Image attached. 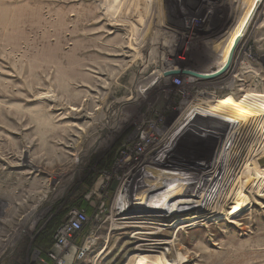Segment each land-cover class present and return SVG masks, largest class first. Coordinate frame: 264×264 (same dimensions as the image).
<instances>
[{
	"label": "rangeland",
	"instance_id": "rangeland-1",
	"mask_svg": "<svg viewBox=\"0 0 264 264\" xmlns=\"http://www.w3.org/2000/svg\"><path fill=\"white\" fill-rule=\"evenodd\" d=\"M229 1L0 0V264H49L33 240L54 208L63 210L81 191L91 214L72 207L61 223L74 209L87 217L71 241V264H140L144 257L159 264H264V151L247 162L248 139L240 144L236 169L237 175L243 164L251 169L239 181L247 198L242 211V198L229 200L223 214L187 226L127 221L114 209L126 177L121 164L129 167L140 151L144 128L163 129L167 118L201 97L214 98L216 110L199 121L212 119L227 101L243 110L261 108L256 116L264 113V0L235 28L226 26V16L234 15L228 14ZM139 77L145 86L131 103ZM117 101L124 119L112 129L115 140L83 157L97 135L106 138L104 124ZM182 130L185 139L173 143L178 153L194 148L188 146L192 140L213 149L221 143L213 128ZM115 146L113 166L97 171ZM220 156L206 153L208 162ZM222 166L207 163L202 183ZM90 173L96 178L84 192ZM149 179L133 207L164 213L157 207L185 205L179 193L156 194V179ZM31 212L33 226L17 238ZM49 251L50 264H62Z\"/></svg>",
	"mask_w": 264,
	"mask_h": 264
},
{
	"label": "bare ground",
	"instance_id": "bare-ground-1",
	"mask_svg": "<svg viewBox=\"0 0 264 264\" xmlns=\"http://www.w3.org/2000/svg\"><path fill=\"white\" fill-rule=\"evenodd\" d=\"M256 1L257 0H230L227 3L228 9H230L228 14L234 15L226 16V26L230 25L235 28L243 18H247L250 15L251 8ZM162 9L163 16L167 11L165 6ZM158 31H156V34ZM156 40L157 39L154 40L155 44ZM135 86L136 92L131 103L138 100L140 93H142V87L145 86L144 81L139 77L138 81L136 80L135 82ZM213 100L214 98L212 97L193 99L190 104L186 105V109L182 110L183 112L179 111V113H174L167 118L162 125L163 129H152L151 127L144 128V137L140 142V151L137 152L135 158H129L128 161H132L129 167L123 166V164H125L124 161L120 167V169L124 168L126 177L115 197L114 209L119 213H116V216H122L123 219L127 221L138 220L141 222L143 220H158L167 222L172 220L180 224H187V226L189 224L191 226L206 218L223 214L225 205L229 200L237 201L240 198L243 199L239 206L240 211H242L247 198L245 199L243 190H239L241 188L239 181H241L251 169L243 164L239 170L241 173L237 175L236 169L238 168L237 163L239 161L238 149L241 142L244 139H248L250 142V154L247 158V162L252 160L256 153H263L264 113H257L258 115L256 116L255 111H259L261 108L256 109L250 107L252 110H243L237 107L232 101H227L212 115V119H205L204 121L197 120L202 116L210 114L212 110H216V108L214 109L212 107ZM114 105V109L111 108L107 116V122L104 124V133L107 134L106 138H100L103 136V133L100 134V136L97 135L94 143L83 157L87 156L92 148H107L118 135L113 132L112 129L119 123L121 124L120 120L124 119V117L119 118V111L123 103L117 101ZM183 117L195 120L185 121ZM187 127H197L200 130L213 128L215 131H213L214 133L211 135L216 136L217 139H221V143L213 149L208 145L200 144L197 140L191 139V142L194 143L188 146L192 147L196 144L194 148H189L192 151L189 150V152L183 154L178 153L177 149L179 147L173 145V143L178 142L175 137L179 136L178 138H182V140L185 139L182 136V129ZM218 132H222L224 135H218ZM182 140H180V143L185 142V140ZM260 143H262V149L261 151H257ZM255 146H257V148H253ZM208 152L220 153L222 156L215 157L211 162H208L209 159H206V153ZM216 162H222V168L212 181L204 185L202 180L208 175L205 166L207 163ZM149 178L156 179V181L153 182L154 188H152V190L155 189L157 191L156 194L171 195L172 193H179L183 196L182 204L185 205L171 210L165 209L166 207H157L159 209H164V213H159L163 212V210L154 211V208L133 207L131 201L140 196L138 191L145 187L143 184L147 179L150 180ZM187 188L191 190L188 194L185 193V191L188 190ZM146 192H142L143 196L146 195ZM189 199L195 202L196 208L193 207L194 205L191 207L187 206ZM35 213L36 212H31V215L29 214L30 216L26 217L23 226H21L23 229H20L17 238L21 237L23 233L26 232L29 225H31V227L33 226ZM185 214L190 215L186 217ZM234 217L236 216L232 215L231 219L236 220ZM167 243H171V241ZM67 246L68 245L64 246L63 249H66L64 252H61V249H59V251L56 249L51 251V254L55 258L57 257L56 259L61 260L62 264H71L73 260L75 247ZM132 259L133 258H131V262ZM139 263L159 264L156 258L149 259L148 257L142 258ZM126 264L130 263L127 262Z\"/></svg>",
	"mask_w": 264,
	"mask_h": 264
},
{
	"label": "trees",
	"instance_id": "trees-1",
	"mask_svg": "<svg viewBox=\"0 0 264 264\" xmlns=\"http://www.w3.org/2000/svg\"><path fill=\"white\" fill-rule=\"evenodd\" d=\"M118 149L115 146L105 154V156L98 162L97 171L109 170L110 167L113 166L118 155L117 153H115V155L114 152ZM95 178L96 176L93 173H90L83 181L82 187L84 189V192L90 190ZM64 205L65 207L63 210H57V207L54 208L53 216L38 231L32 243L33 248L38 251L40 258L45 259L49 264L51 263V260L47 257L46 254L53 243V235L58 226L63 222L68 210L72 207H84L88 213L91 214L92 211V207L90 203L85 200L84 193H82V191L80 193L78 192L74 194ZM12 264L18 263L13 262Z\"/></svg>",
	"mask_w": 264,
	"mask_h": 264
},
{
	"label": "built area",
	"instance_id": "built-area-1",
	"mask_svg": "<svg viewBox=\"0 0 264 264\" xmlns=\"http://www.w3.org/2000/svg\"><path fill=\"white\" fill-rule=\"evenodd\" d=\"M68 217V220L66 219V221L57 228L56 234L54 236L55 242L49 251L50 256L54 259H56L57 257L55 258L51 254V251L53 249H56L58 251L59 249H61L60 251L62 252L65 245L70 246L75 234L80 232L87 222V217L83 210L74 209L68 214Z\"/></svg>",
	"mask_w": 264,
	"mask_h": 264
}]
</instances>
